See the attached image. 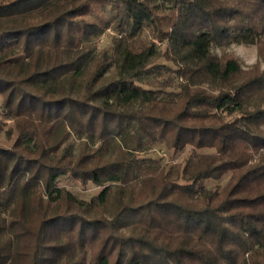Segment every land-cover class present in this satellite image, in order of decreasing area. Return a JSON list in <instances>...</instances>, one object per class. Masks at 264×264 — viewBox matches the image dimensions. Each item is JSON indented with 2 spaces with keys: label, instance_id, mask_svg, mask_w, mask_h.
Returning <instances> with one entry per match:
<instances>
[{
  "label": "trees",
  "instance_id": "trees-1",
  "mask_svg": "<svg viewBox=\"0 0 264 264\" xmlns=\"http://www.w3.org/2000/svg\"><path fill=\"white\" fill-rule=\"evenodd\" d=\"M108 1L0 0L15 136L0 146V264H264V69L213 53L264 58V0H122L125 29L97 52L88 18ZM145 27L164 53L131 49ZM158 146L191 148L165 185ZM62 177L103 197L80 204Z\"/></svg>",
  "mask_w": 264,
  "mask_h": 264
},
{
  "label": "rangeland",
  "instance_id": "rangeland-1",
  "mask_svg": "<svg viewBox=\"0 0 264 264\" xmlns=\"http://www.w3.org/2000/svg\"><path fill=\"white\" fill-rule=\"evenodd\" d=\"M122 5V0H110L106 3V11L101 12L98 6H95L93 16L88 18L91 23L86 29L87 34L92 35L91 42L96 46L97 52H101L103 49H107L111 46L112 39L119 36L120 32L125 29L126 21L122 22L117 18L118 9ZM109 24L110 28L107 29L102 35L95 36L94 34L105 26ZM264 40V36H263ZM153 45V49L156 54H162L166 50V44L160 43L155 39L153 35V30L149 27H145L141 34L135 39L130 41V47L133 51H139L145 47ZM213 53L218 57L222 55H229L237 59L242 66V69L249 70L252 67L259 65L260 68L264 69V58L260 56L258 45H232L228 48H215ZM158 64L167 63L164 58H160ZM150 78H158L156 75H151ZM145 88H148L145 86ZM0 146L1 147H11L14 143L15 136H10L9 131L12 128V123L10 121H3L0 117ZM73 144L78 147L80 141L77 139H72ZM77 152V150H76ZM199 154H212L213 150H202L198 152ZM191 148H187L182 153H174L171 150H167L165 146H158L153 148L149 155L159 160L162 169L158 175L159 182L162 185L170 182L169 170L175 164L184 163L185 160L190 156ZM230 174L225 175L222 179L218 181H206L205 186L207 188L223 187L228 181ZM58 190L66 193L73 200L81 203H90L93 198H98L101 200L104 194L105 187H98L93 183H88L87 185H82L78 181H73L68 178L62 177L57 183Z\"/></svg>",
  "mask_w": 264,
  "mask_h": 264
}]
</instances>
